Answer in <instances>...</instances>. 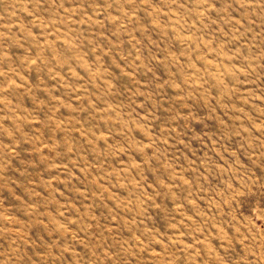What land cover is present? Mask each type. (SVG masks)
<instances>
[{
	"label": "rangeland",
	"instance_id": "obj_1",
	"mask_svg": "<svg viewBox=\"0 0 264 264\" xmlns=\"http://www.w3.org/2000/svg\"><path fill=\"white\" fill-rule=\"evenodd\" d=\"M0 264H264V0H0Z\"/></svg>",
	"mask_w": 264,
	"mask_h": 264
}]
</instances>
